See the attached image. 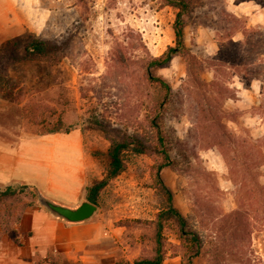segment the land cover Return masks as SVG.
I'll use <instances>...</instances> for the list:
<instances>
[{"label": "rangeland", "instance_id": "obj_1", "mask_svg": "<svg viewBox=\"0 0 264 264\" xmlns=\"http://www.w3.org/2000/svg\"><path fill=\"white\" fill-rule=\"evenodd\" d=\"M45 1V28L8 40L17 48L0 59V145L14 147L26 136L19 147L33 160L28 135L75 132L69 140L81 141V151L64 145L57 162L83 182L72 180L80 189L63 196L46 189V163L25 162L14 194L0 200V264L150 257L154 220L167 205L154 179L162 146L160 177L201 239L189 262L166 224L162 264H264V14L257 21L234 16L232 0H187L182 52L147 69L175 45L177 9L165 0ZM252 1L264 8V0ZM34 35L54 43L56 54L24 61L22 46ZM146 70L169 84V94ZM135 138L151 150L122 153L125 169L100 191L89 219L70 223L43 205L42 197L70 207L87 200V187L107 170L110 143ZM39 209L54 240L37 250L29 241Z\"/></svg>", "mask_w": 264, "mask_h": 264}, {"label": "crops", "instance_id": "obj_2", "mask_svg": "<svg viewBox=\"0 0 264 264\" xmlns=\"http://www.w3.org/2000/svg\"><path fill=\"white\" fill-rule=\"evenodd\" d=\"M55 2H60V0H55ZM231 4H233V6L230 11L236 17L245 16L249 17V19L258 21L259 16L264 14V8L252 0H232ZM46 11H49V7L46 6L45 0H0V43L19 37L23 34V31L26 30L40 33V31L45 28V25L48 24V19H46L45 15ZM35 37L39 38V36ZM257 82L258 80L254 79L251 81L250 85L256 84ZM236 86L243 91L247 90L244 85L240 84ZM75 135V132L67 134L54 132L34 136L28 135L27 137L30 142L27 147H29L33 155H35V157L33 156V160L32 158H27L22 147H19L26 136H22L23 139L14 147H4L0 145V184L19 183L15 176L22 175L24 173V168L27 167L25 166V162L28 163V161H31V164L35 163L42 165V163H46L45 165L49 170L48 177L45 179V187L47 190L52 191V188L58 189L63 193V196L69 195L67 193L68 190H79V187H75L70 183L72 180L83 182L82 178L80 177L81 179H79L75 177L73 171L70 169L66 168L61 171L59 169L61 162H57L59 158V148L64 147V145L67 151L72 152L78 149L81 151V141L71 142V140H69L74 139L73 136L75 137ZM37 142L42 144V146L36 144ZM50 143H52V145ZM60 144H63V146ZM40 150L44 152L37 154V151L39 152ZM19 167H22L20 171H18ZM79 174H81V172H79ZM50 223L51 221L45 211L39 209L33 212V234L30 237L29 245H37V250H40V247L48 245L54 240ZM59 224L63 227V223ZM170 259V261L176 262V256Z\"/></svg>", "mask_w": 264, "mask_h": 264}, {"label": "trees", "instance_id": "obj_3", "mask_svg": "<svg viewBox=\"0 0 264 264\" xmlns=\"http://www.w3.org/2000/svg\"><path fill=\"white\" fill-rule=\"evenodd\" d=\"M165 2L177 9L173 23L175 45L168 46L164 54L161 56L153 57L147 63V69L154 66L168 64L172 57L181 53L183 49L182 16L187 12L188 2L187 0H165ZM17 45L18 43H11L8 40L4 44L0 45V59L7 55L10 57L13 56ZM56 50L57 46L51 41L36 37L27 41L22 46L24 61L36 59L42 60L47 55L56 54ZM12 59L15 58L12 57ZM146 73L149 79L159 83L165 89V92L169 94L170 87L165 80L160 77L151 76L149 70H146ZM153 123L158 134V140H160V143L162 144L160 128L157 123ZM54 132H61V130L59 128H55L48 131V133ZM149 150L151 149L146 147V145L138 138L132 139L131 141H128L127 139L112 141L107 150L110 157L107 170L100 179L95 180L89 187H87L86 199L90 202L96 203L100 191L110 182V180L118 176L125 169V163L121 156L123 152L133 151L144 154L148 153ZM157 154H160V156H162V160L164 161L157 163V165L154 167V179L156 182V187L165 194L167 205L164 209H161L157 212L156 218L154 220L155 242L152 249V255L150 257L137 258L132 261H125L123 264H162L165 258L162 231L166 224H170L178 239L185 247L186 258L189 262L198 256L201 250V239L199 234L189 226L187 218L175 206L173 202L172 191L164 184L160 177V171L165 166V161L167 159V152L163 146ZM16 185L17 183L3 185L2 187L4 188H0V200L8 194H14Z\"/></svg>", "mask_w": 264, "mask_h": 264}, {"label": "water", "instance_id": "obj_4", "mask_svg": "<svg viewBox=\"0 0 264 264\" xmlns=\"http://www.w3.org/2000/svg\"><path fill=\"white\" fill-rule=\"evenodd\" d=\"M43 205L50 213L70 223H78L89 219L97 209L95 203L83 200L76 207L56 203L45 197L41 198Z\"/></svg>", "mask_w": 264, "mask_h": 264}]
</instances>
